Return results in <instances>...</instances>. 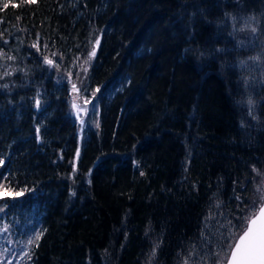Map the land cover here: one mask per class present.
<instances>
[{
	"label": "trees",
	"instance_id": "16d2710c",
	"mask_svg": "<svg viewBox=\"0 0 264 264\" xmlns=\"http://www.w3.org/2000/svg\"><path fill=\"white\" fill-rule=\"evenodd\" d=\"M255 26L264 0H0V233L24 264L229 257L264 199ZM73 85L99 97L76 166Z\"/></svg>",
	"mask_w": 264,
	"mask_h": 264
},
{
	"label": "rangeland",
	"instance_id": "374dc122",
	"mask_svg": "<svg viewBox=\"0 0 264 264\" xmlns=\"http://www.w3.org/2000/svg\"><path fill=\"white\" fill-rule=\"evenodd\" d=\"M244 29L247 30L248 28L245 24H243ZM259 28L260 26H255L253 28L255 34V45L256 46H264V38L259 36ZM97 45V44H96ZM95 45V46H96ZM264 54V52L259 53L256 58L252 59V66L251 71L256 68V65H259V59L261 58L260 55ZM89 62V59L88 61ZM247 70V69H246ZM248 79H250V75L247 74ZM72 90L71 93V111L74 117L77 119L78 122V152L76 158L74 160L75 166L77 165L78 159L82 153V149L85 143V139L87 138V131L90 128H96L99 121V108L97 103L95 111H90L91 109V102L93 98L86 96L84 94L79 93V88ZM83 121V123H82ZM89 132V131H88ZM86 137V138H85ZM3 192H0L2 195ZM262 195L264 196V183L262 186ZM264 200V199H263ZM20 240V241H18ZM13 240L8 233H0V264H24L25 257L27 256L28 246L24 239ZM8 241V243H7ZM228 256H225L224 259L220 262V264H225L227 261Z\"/></svg>",
	"mask_w": 264,
	"mask_h": 264
},
{
	"label": "snow or ice",
	"instance_id": "6c2138e0",
	"mask_svg": "<svg viewBox=\"0 0 264 264\" xmlns=\"http://www.w3.org/2000/svg\"><path fill=\"white\" fill-rule=\"evenodd\" d=\"M5 7H8L5 5ZM96 44H99V41H96ZM217 51H223L222 49H218ZM95 56V48H93L92 52L89 53L88 59L91 60L92 57ZM46 63L52 64L51 60H46ZM86 71V69H85ZM107 87L106 85L104 86ZM75 89L76 86L73 85ZM112 91H119L116 84L112 85ZM96 92H101L100 88L96 89ZM99 97L94 96L93 101L91 102L90 111L94 112L96 108L95 99ZM83 123V121H82ZM2 163V162H0ZM2 175V174H0ZM19 195V194H17ZM261 206L258 209L259 212V220L264 221V201H258ZM4 203H10L9 201H4ZM253 207L256 205L253 204ZM2 211V210H0ZM258 218L255 214L248 218V223H245L244 220H241V228L240 235L238 238L234 235L232 237L233 242L229 246V257L230 264H264V225L257 227ZM249 224L252 226L250 227ZM36 239H39V236H36ZM238 239V242H237ZM31 243V241H30Z\"/></svg>",
	"mask_w": 264,
	"mask_h": 264
},
{
	"label": "water",
	"instance_id": "95a60500",
	"mask_svg": "<svg viewBox=\"0 0 264 264\" xmlns=\"http://www.w3.org/2000/svg\"><path fill=\"white\" fill-rule=\"evenodd\" d=\"M263 201H264V200H263ZM255 215L257 216L258 221H259L257 227H259V226H261V225H264V221H260V220H259V212H258V210H257V212L255 213ZM249 226L251 227L252 225L249 224ZM237 242H238V239H237ZM225 264H230V257H228V259H227V261H226Z\"/></svg>",
	"mask_w": 264,
	"mask_h": 264
}]
</instances>
